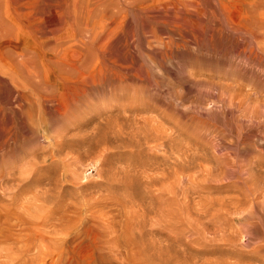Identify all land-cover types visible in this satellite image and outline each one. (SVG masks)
<instances>
[{
  "label": "rangeland",
  "instance_id": "374dc122",
  "mask_svg": "<svg viewBox=\"0 0 264 264\" xmlns=\"http://www.w3.org/2000/svg\"><path fill=\"white\" fill-rule=\"evenodd\" d=\"M162 2L129 14L128 78L103 83L90 108L71 121L39 107L24 121H0V264H264L255 248L264 249V212L246 226L237 220L240 207L264 202V124L205 84L232 82L245 67L218 37L178 48L155 38L151 30L173 14L189 29L183 10L210 5ZM42 136L66 140L62 156L48 158Z\"/></svg>",
  "mask_w": 264,
  "mask_h": 264
},
{
  "label": "bare ground",
  "instance_id": "6f19581e",
  "mask_svg": "<svg viewBox=\"0 0 264 264\" xmlns=\"http://www.w3.org/2000/svg\"><path fill=\"white\" fill-rule=\"evenodd\" d=\"M162 1L166 0H0V121H15V118L24 121L23 118H32L35 116L36 107L45 111L49 108L54 109L56 118L71 121L75 112L84 107L90 108L95 90L103 83L110 84L112 87L116 83H124V79L128 78L125 69L129 64V61L127 65L124 63V60H127L124 57L126 55L124 50L129 48L130 43L128 44L129 38L128 40L125 38L123 31L125 27L130 28L127 26L129 14L140 15L147 7L143 5L149 2L167 3ZM186 1L187 6L192 7L198 5L200 1L210 5L206 9L197 6L193 11H188L187 8L183 10L180 23L194 22L189 29L187 26L186 28L178 27V23L175 22L178 16L173 14L168 26L154 27L155 29L153 28L150 33L162 40L164 44L172 45L171 47L174 45L176 48L185 44L200 46L206 42V39L210 41L217 37L228 42L235 56L240 58L237 62H242L245 68L241 70L235 67L237 70H233V75L228 73L229 80H233L232 82L226 83L228 81L224 82L225 79L221 78L216 79L217 81L209 80L205 84L211 91H209L210 95L213 92L211 89L217 90L219 92L217 97L220 94L218 98L222 102H229L226 105L229 104L230 107L238 110L243 109L245 116L246 113L249 114L246 116L247 121H251L255 127L258 125L261 127L264 124V104L260 100L264 99H260V96L264 98L262 96L264 95V79L260 76L261 74L255 73V69L264 73V0L249 2L247 0V3L245 0ZM144 14L143 17H145ZM140 25L144 26L142 20ZM128 28L125 31L128 32ZM129 33L130 39L133 36L142 38V35L137 30L134 32L132 28ZM132 46L135 45L132 43ZM134 60L137 61V57ZM234 66L231 65L232 68ZM252 68H255V72ZM190 77L193 76L190 75ZM198 78L199 76L197 80ZM190 80L193 79L190 78ZM240 80L252 85L256 94L255 98H253L254 95L243 93L245 91L241 89L244 85ZM194 82L199 83L195 80ZM205 84L203 83V86ZM200 87H202L201 83ZM217 97L215 95V98ZM74 135L72 134L73 137ZM89 136L86 139L83 137L84 141L79 136V139H82V147L84 144L85 147L87 144V148L94 147V141ZM43 138L49 146L51 145L52 151L49 149L51 152L48 151V158L60 156L63 150L67 149L65 148L66 140L60 139L55 142L48 136ZM75 145L73 143L71 146ZM89 148L84 150L88 152L91 150ZM71 161L64 162L65 167L66 165L69 167ZM259 211L264 212V202L257 201L248 206H242L238 211L237 220L246 226V221L256 216ZM255 248L259 253L264 251L260 245H256Z\"/></svg>",
  "mask_w": 264,
  "mask_h": 264
}]
</instances>
